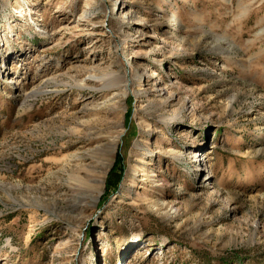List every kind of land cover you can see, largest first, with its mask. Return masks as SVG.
<instances>
[{"label":"rangeland","instance_id":"374dc122","mask_svg":"<svg viewBox=\"0 0 264 264\" xmlns=\"http://www.w3.org/2000/svg\"><path fill=\"white\" fill-rule=\"evenodd\" d=\"M86 2L0 0V264H264V0Z\"/></svg>","mask_w":264,"mask_h":264},{"label":"bare ground","instance_id":"6f19581e","mask_svg":"<svg viewBox=\"0 0 264 264\" xmlns=\"http://www.w3.org/2000/svg\"><path fill=\"white\" fill-rule=\"evenodd\" d=\"M93 0H87L86 5L87 7L85 8L86 10L83 13V17L88 16V9H91V3ZM44 31V30H43ZM41 32L42 35H47V32ZM97 70V67H90L88 69V71H95ZM88 71V77H93L95 79H98L97 76L90 74ZM69 80L66 82H63L62 80H57L55 83H60L63 87V89L61 91H64L66 89H75L77 88L78 90H84L85 88H92L90 86L91 81H87V77L78 80L76 79L74 76L70 75L69 73L65 74ZM109 75H111L110 78H107V80L101 79L102 81H104V83L107 86V89L110 90V97L104 100V102L102 103H96L95 105L89 104L90 107H93V109H98V108H102V109H112V107L116 106V104L118 102H116L117 98H119L120 94L122 92H125L127 89V85L125 84V79L122 76L117 75V73L114 72H110ZM66 78V77H65ZM53 80H55L54 78H52ZM49 80V79H48ZM52 80V81H53ZM39 88V87H38ZM54 92H58L60 91L59 89H55L53 90ZM79 95H82L81 92H78ZM91 110V109H90ZM92 121H87V122H80V126L82 127L81 129L76 128L74 129L75 131L73 132L74 135H81L84 131V129H86V127L88 128V141L89 142H93L94 140H97L96 138H94L92 136L91 131L94 130V126H92ZM94 123V122H93ZM86 132V131H85ZM64 135V134H63ZM98 140H100L98 138ZM97 140V141H98ZM98 145H96L95 147L91 145V143L83 148V149H79L78 151L66 154L64 156H62L61 158L59 157H55L54 159H52V161L60 164V169L56 172L51 173L50 176H53L55 179H61L63 174L67 175V179L77 183L80 187H81V191H85V193H90L91 190L96 191L99 195L101 194L100 191V184H101V180L100 179H96L95 177H97L95 175V172L98 168V166H95L94 163H86L87 160H90L92 158H96V156L101 157L102 159H99L98 162L101 165V173L102 175L105 173L107 166L109 164V160L104 158L105 157V150L104 147L107 144V142H105L104 144L100 141ZM71 144H69L68 142H66L65 144L63 143L62 145H59L58 148L60 149L61 152L63 151H69L71 146H74V142L70 141ZM106 148V147H105ZM108 151V150H107ZM61 152L59 153V155L61 154ZM98 159V158H97ZM105 162V163H104ZM108 162V163H106ZM69 176V177H68ZM64 177V176H63ZM68 180V181H69ZM76 188V187H75ZM84 193V194H85Z\"/></svg>","mask_w":264,"mask_h":264},{"label":"trees","instance_id":"16d2710c","mask_svg":"<svg viewBox=\"0 0 264 264\" xmlns=\"http://www.w3.org/2000/svg\"><path fill=\"white\" fill-rule=\"evenodd\" d=\"M111 188V187H110ZM110 188H109V191H110Z\"/></svg>","mask_w":264,"mask_h":264}]
</instances>
